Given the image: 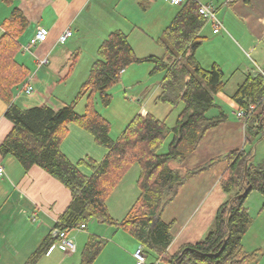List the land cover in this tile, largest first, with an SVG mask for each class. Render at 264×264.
<instances>
[{
    "label": "trees",
    "instance_id": "trees-1",
    "mask_svg": "<svg viewBox=\"0 0 264 264\" xmlns=\"http://www.w3.org/2000/svg\"><path fill=\"white\" fill-rule=\"evenodd\" d=\"M11 5L13 0H1ZM201 4L187 0L163 31L159 43L165 53L139 58L122 31L112 32L97 51L86 80L76 97L62 108L49 105L21 109L15 103L16 89L24 90L29 70L18 63L19 39L29 26L22 11L14 8L0 28V99L7 105L5 117L13 124L0 146V156L13 157L24 170L39 167L71 193V202L25 264H38L59 237L68 235L90 220L113 226L131 235L146 251L158 257V264H253L255 254L245 250L244 241L252 227L246 206L254 191L264 196V161L253 162V141L264 135V74L249 76L239 85L232 99L246 113L240 119L245 128V147L232 150L181 174L170 167L184 163L194 153L206 134L227 119L225 112L211 117L215 96L226 88L225 73L214 64L205 69L196 57L202 43L200 35L208 23L200 14ZM149 62L154 71H163L157 101L171 106L184 104L175 126L147 113L135 117L118 140L111 137V126L95 107V98L103 106L111 103L110 89L121 81L125 70L134 63ZM85 100L83 113L76 107ZM254 106V109H251ZM76 125L90 134L99 147L107 150L101 160L86 157L73 162L62 150L69 136V126ZM171 136L168 152L161 153ZM225 162L221 185L227 194L218 209L215 222L206 236L195 244L183 246L177 253L168 249L174 240L173 223L163 220L166 207L177 197L181 187L195 175ZM139 166L140 195L121 220L115 219L108 200L126 175ZM87 171L88 173H86ZM70 236V235H69ZM106 240L90 236L80 264H93L103 251Z\"/></svg>",
    "mask_w": 264,
    "mask_h": 264
},
{
    "label": "crops",
    "instance_id": "crops-1",
    "mask_svg": "<svg viewBox=\"0 0 264 264\" xmlns=\"http://www.w3.org/2000/svg\"><path fill=\"white\" fill-rule=\"evenodd\" d=\"M202 3L214 9L212 2ZM221 6H225V9L229 7L225 20H221L224 27L226 23L231 24V19H239L245 22L246 30L239 32L229 25L236 38L226 30L215 34L213 24L207 23L200 33L202 43L195 54L205 69H210L214 64L221 66L225 73L226 88L231 87L232 90L228 93L225 88L215 96L216 106L212 108L211 117L222 111L226 114L222 105L230 107L237 117L239 106L232 99L233 94L247 77L264 73V57H260L255 46L264 41V0H225ZM176 7L171 0H13L11 5L0 0V26L10 17L14 8L22 11L29 23L19 39L20 49L16 59L29 70L26 83L32 85L35 91L27 95L21 88L16 89L14 103L21 109L42 105L55 109L64 107L76 97L97 59L99 47L112 32L126 33L135 51L145 49L151 52L150 43L153 45L155 38H160L173 21L180 9ZM228 16L230 22H226ZM40 28L48 32V39L29 47L30 40ZM68 30L73 32V37L61 44L60 37ZM2 35L3 29L0 28V38ZM225 46L239 51L242 61L238 57H230L223 48ZM201 47L209 49V56L205 59L198 57ZM210 49H213V53ZM246 49L255 54L257 59H251ZM41 61L47 63L41 64ZM6 109L7 105L0 99V146L13 128V124L5 117ZM73 133L90 143L94 153H84L85 149L79 140L74 144L68 143ZM245 139L244 124L240 121L230 122L227 115L223 123L206 134L186 162H172L170 167L185 174L187 169L213 158L232 150H242ZM95 147L99 146L90 134L76 125L69 126V136L62 144V150L73 162L88 156L103 158L106 153L97 152ZM96 152L103 157H98ZM0 168L3 169L0 175V264H24L53 231L72 197L68 189L39 167L26 171L13 157L0 156ZM225 169L226 163L219 162L208 171L190 177L164 210L163 220L174 225V240L168 249L170 254L177 253L183 246L201 241L212 228L218 209L227 199L220 181ZM138 177L130 185L135 193L127 205V212L140 195ZM206 179L207 184L204 182ZM113 197L108 200V209L114 217L110 203ZM125 216L114 218L121 220ZM113 229V237L104 239L106 245L93 264H137L134 253L141 244L127 232L115 227ZM93 235L98 234H90L89 237ZM98 236L102 238V235ZM89 237H77L75 254L66 253L58 241L39 264H80L81 260L77 261L76 256L80 253L82 259ZM154 256L146 251L147 264H158V257Z\"/></svg>",
    "mask_w": 264,
    "mask_h": 264
},
{
    "label": "rangeland",
    "instance_id": "rangeland-1",
    "mask_svg": "<svg viewBox=\"0 0 264 264\" xmlns=\"http://www.w3.org/2000/svg\"><path fill=\"white\" fill-rule=\"evenodd\" d=\"M200 4L202 2L207 1L208 3L212 2V6L217 11V17L222 20H225V16L227 15V10L225 6H221V4L225 0H197ZM230 1V0H229ZM177 9L180 6L176 7ZM231 13V11L229 10ZM232 14V13H231ZM232 16V15H231ZM226 22H230V16H228V20ZM208 25V24H206ZM211 25V24H209ZM232 25L237 29L239 32L246 30L245 22L241 20L231 19V24L226 23L225 30L229 32V34H235L231 31L230 26ZM224 29H222L223 31ZM161 37V36H160ZM237 38V36H235ZM233 38L235 41L237 39ZM144 41H146L143 38ZM151 52L150 50L145 49H138L136 50V54L139 58H145L150 55H155L158 57H162L165 53L163 47L159 43V36L155 38V41L152 45ZM257 47L258 53H260V57H264V41L261 44L255 45ZM227 54L234 59L236 57L242 61V57L237 50H232L229 46L223 47ZM208 47H201L198 52V57L204 58L209 56ZM211 53H213V49H210ZM248 53L251 55V59H257L255 54H252L250 50L246 49ZM250 61V59H248ZM251 62V61H250ZM125 77L123 78V75ZM165 73L163 71H154V65L149 62H141V63H134L130 67H128L125 72L121 76V81L116 84L114 87L110 89L111 94V103L109 106H103L99 96L95 98V107L98 112L110 123L111 126V137L113 140H118L124 130L126 129L127 125L138 115L142 114L145 110L146 113H150L159 117V119L165 120L167 125L170 127L175 126L179 114L184 108V104L180 103L178 106H171L169 104H163L157 101V97L160 94V83L163 80ZM228 93H231V87L226 88ZM221 105V104H220ZM223 109L226 111V114L230 117V122L238 123L240 121L242 124L243 122L240 119H237L235 113L230 109V107L226 105H222ZM85 108V100L80 101L77 104V111L83 113ZM218 113V112H217ZM212 115V110L208 113V116ZM77 135V133H76ZM74 133L69 137L68 143H73L76 140L80 141V144H83L85 150L84 153L93 154L92 152V145L90 143L85 142V139L78 138ZM171 142V136L166 140L163 148L160 150L161 153H167L169 143ZM97 152L101 153V151L107 153V150L102 147H95ZM249 150L253 149V162L259 163L264 161V135L256 140L253 141V145H249ZM96 155L98 157L101 154ZM103 154V155H104ZM96 156V157H97ZM79 158H76L78 160ZM95 159V158H94ZM96 159V160H101ZM135 170V171H134ZM88 173L87 171H85ZM139 175V166L135 165L126 178L121 182L118 186V189L113 192L111 196H114L111 199L110 203L113 206L114 212L112 213L114 217H123L128 213V203L132 201V196L135 193V190L131 188V183L136 176ZM127 179V181H126ZM211 181V179H210ZM125 182V183H124ZM205 184L208 183V179H206ZM124 184V185H123ZM133 185V184H132ZM127 199V200H126ZM126 200V201H125ZM246 206L249 209L250 216L252 218V227L250 228L245 241V250L249 254H255L254 263L253 264H264V196L260 193L254 191L248 197L246 201ZM125 213V214H124ZM97 226H100L98 230H96ZM113 226L101 224L96 220H90L87 224L86 230H73L71 232L70 237L74 240V243L77 247V237H89L90 234H98L102 235L103 239H107L108 237H113L112 233L114 231ZM97 235V236H98ZM58 243V242H57ZM75 254V253H74ZM153 255V254H152ZM154 256V255H153ZM45 257V256H44ZM43 257V258H44ZM156 258V255L154 256ZM42 258V259H43ZM41 259V260H42ZM40 260V261H41ZM76 260L80 261V253L77 254ZM28 261V260H27ZM26 261V262H27ZM39 261V262H40ZM25 262V263H26ZM24 263V264H25ZM39 264V263H38Z\"/></svg>",
    "mask_w": 264,
    "mask_h": 264
},
{
    "label": "built area",
    "instance_id": "built-area-1",
    "mask_svg": "<svg viewBox=\"0 0 264 264\" xmlns=\"http://www.w3.org/2000/svg\"><path fill=\"white\" fill-rule=\"evenodd\" d=\"M187 0H171V3L176 6H181L184 4ZM200 14L204 16V18L207 20L208 23H212L214 26V33L218 34L222 31V29L225 30V27L221 20L217 17L216 11L209 5H201L200 6ZM73 37V32L71 30H68L66 33H64L60 37V43L65 44L70 38ZM48 39V32L40 28L35 36L30 40L29 47L37 45L39 43H43ZM29 47H25L26 50L29 49ZM47 63V61H41V64ZM264 74V73H263ZM25 94L32 95L35 91L34 87L30 84L26 86V88L23 90ZM251 109H254V106H251ZM246 116V113L242 110H238L237 117L238 118H244ZM3 173V169L0 168V175ZM85 225H82L78 230H84ZM54 236L59 237L60 244L68 254H73L76 252L77 247L74 243V240L66 233V232H59L55 231ZM134 258L137 262V264H147V258L145 255L144 247L140 245L137 250L134 253Z\"/></svg>",
    "mask_w": 264,
    "mask_h": 264
}]
</instances>
